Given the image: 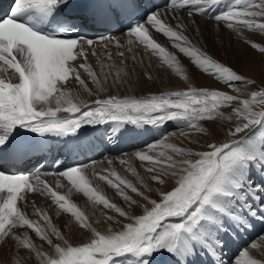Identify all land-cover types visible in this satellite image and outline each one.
<instances>
[{
    "label": "snow or ice",
    "instance_id": "snow-or-ice-1",
    "mask_svg": "<svg viewBox=\"0 0 264 264\" xmlns=\"http://www.w3.org/2000/svg\"><path fill=\"white\" fill-rule=\"evenodd\" d=\"M222 4L224 0H168L166 7L186 9L190 17L207 16L230 30L242 27L264 32V0H230L221 11L210 14V10ZM163 15L159 10L141 8L140 0H13L10 11L0 17V252L23 248L35 252L42 264H199L205 256L211 258L212 264H262L250 256L248 248L229 262L223 249L226 235L235 238L250 230L254 220L264 224V110L253 107H264V88L253 91L247 99L227 90L189 86L186 90L143 96L109 95L89 104L67 87L75 81L89 95L94 94L89 82L99 92L106 91L109 82L112 86L131 87L129 71L123 66V51L117 53L122 66L114 73L111 71L116 66L108 48L112 44L118 49L124 47L120 40L111 35L90 37L88 30L125 32L129 52L134 44L142 45L146 52L187 80L176 58L150 34V29H154L171 38L174 46L192 58L196 66L233 91H239L234 88L236 82L255 83L193 47L183 32L165 23ZM252 46L264 53L262 43ZM97 47L104 50L109 61L105 66L98 57L100 75L88 62L89 54L98 56ZM131 60L143 66L135 55ZM144 75L152 79L149 72ZM169 121L200 133L208 131L201 126L202 121L217 130L221 121L232 122L226 131L229 139L208 142L206 150L166 143L165 135L159 144H147V151L136 152L140 161L147 162L145 170L151 174V181L161 186L174 181L170 191L150 187L126 159L119 163L128 166L143 191L115 169L96 171V161L61 164L59 170L53 167L48 171L33 165L34 174L10 171L21 163L30 164L33 159L39 164L41 158L35 153L45 151L44 141L39 138L79 139L81 129L107 126L104 136L120 139L125 131L146 125L162 127ZM158 147L172 154L157 152ZM107 162L112 164V160ZM89 168L93 177L106 182L127 202L128 211L93 186ZM42 175L57 176L56 187L63 186L59 178L66 180L68 194L54 190ZM73 190L82 193L94 206L102 205L130 222L120 230H97L88 215L70 200ZM127 190L144 203L133 199ZM153 192L158 199L147 194ZM30 193L49 196L59 211L70 214L79 228L90 231V239L73 245L52 225L47 213H42L43 226L30 219L18 207V202L28 203ZM134 205L142 214H131ZM35 212L41 214L40 209ZM104 219L114 218L104 215ZM19 228L34 232L54 254L42 253L29 232L20 233L16 231ZM250 243L252 248L257 247Z\"/></svg>",
    "mask_w": 264,
    "mask_h": 264
},
{
    "label": "bare ground",
    "instance_id": "bare-ground-1",
    "mask_svg": "<svg viewBox=\"0 0 264 264\" xmlns=\"http://www.w3.org/2000/svg\"><path fill=\"white\" fill-rule=\"evenodd\" d=\"M229 2L230 0H227V3ZM155 10H159L161 13H163L164 15L161 18L165 21V23L171 26L176 31L183 32V34L188 37V40L191 42V45L199 49L202 53L207 54L211 58H216L217 60V47H218L220 49V54L218 57L220 59H224L227 62L230 61L231 63L230 62L229 63L233 66L234 69L244 68L245 70H249V68H251V71H254L256 69V67L253 66L254 63H258V61H260L261 57H263L264 55V53H261L258 49L252 46L253 43H262V45H264V32L253 31L242 27H237L235 29L230 30L223 23H218L214 20H211L207 16H200L194 14L193 16L190 17L188 15V11L185 9H177V8L171 9L166 7V8H156ZM178 24H183L184 27L178 28L177 27ZM109 33L112 32H108V34ZM150 34L153 36L155 40H157L158 43H160L161 45L162 43L165 44V46L163 45L162 46L165 47L168 50V52L171 53L176 58L181 71L191 70L193 67H195L193 59L188 57L186 54L181 53L179 49L174 46V41L171 38L160 36V33L156 32L154 29H150ZM203 35L206 36L204 37L203 40H201ZM116 38L120 40L121 45H123L124 47L118 49L114 44L109 45L108 51L112 54L111 62L114 63L116 66L115 68H112L111 71L114 73L118 68L122 66L121 59L118 57L117 53L123 51L125 56L123 66L127 71H129V75L131 77L129 83L131 87L112 86L111 83L109 82V84L105 85L107 90L104 92H99L89 82L88 86L89 88H92L94 93L93 95H89L79 85H77L75 81L69 82L67 87H69L75 93H77L80 100L84 101V99H87L85 103L90 104L94 102L96 99H104L107 98V96L109 95H119L121 97L125 95L143 96L144 94H146L145 90H142V88H137V85L134 82L136 80L141 82L140 75H142V73L144 74L145 71L152 74L153 78H157V76L159 75L161 77L169 76L170 78L174 79V77H172L170 73L172 71L174 73H177L175 70L169 68L167 65L164 64L160 65L159 64L160 59L155 55L151 54L150 52H146L142 45L134 44L132 46V52H129L127 50L128 38L126 34H119L117 35ZM249 40H251L252 43H249L248 42ZM96 51L98 56H92L91 54H89L88 62L91 64L92 68L97 72V74L100 75L101 69H100V63H98V57L100 62L105 64V66L108 65L109 61L103 55L104 50L102 48L97 47ZM133 55L137 57L138 61L142 60L143 66H141L140 63L133 64L131 60V57ZM237 61L239 62L234 64ZM240 62L242 64H240ZM160 63L162 62L160 61ZM133 67L135 68L134 72L131 71ZM105 70H108L107 67ZM84 76L85 74L82 73V78H84ZM203 76L202 77L206 79V82L211 81V79L208 76L206 75ZM153 81H155V79ZM194 85L198 87H204L200 82H196ZM243 86L245 87V85H241L240 89H243L244 88ZM180 88H181V84H178L173 89L179 90ZM155 91H157V88ZM60 115H64V113H61ZM169 123L171 124V122L169 121L165 125H169ZM231 123L232 122L229 121H221L219 124V130H217L215 126L210 125L208 122H203V121L200 122L201 126L208 130L206 133H208V135L210 134L209 136H212L218 142L229 139L226 136V131H227V127L230 126ZM143 130L146 133L150 131L151 128L150 126L146 125ZM189 130L191 131L188 132V130L186 129L173 130L166 135L168 138L165 142L174 144L177 147H180L181 145L185 144V148L193 147L192 149L196 151L204 150L206 148L207 143H205V145L203 144L204 147H202L203 145L200 144L198 140V138L200 137V132H197L194 129H189ZM160 135H161L160 137L164 136L162 133ZM157 139H155L156 141L154 142L152 141L150 142L158 144L162 138L159 140ZM150 142L147 144H151ZM147 144L144 145L142 143L138 147L134 146L130 149L123 150L122 152L116 154L100 155L95 158L89 159L84 164H90V162L96 161L97 162L96 171L103 173L104 169H109V170L115 169V171L122 177L123 171L128 170V166L121 165L119 163V160L126 159L129 163V159L131 157L137 158V156L135 155L136 152L147 151L145 147ZM156 151L157 152L165 151L168 154L170 153L168 152V150L160 147H158ZM151 154L155 155L156 153H151ZM108 160H112L111 165L108 164L107 162ZM135 161L137 162L138 159H135ZM138 163L139 161L137 162V165H140V167H138V170L141 169V171H143L142 167L144 166V164L142 163L138 164ZM88 175L91 180L97 183V186L99 185L101 187L108 185L106 182L100 181L99 179L93 177L91 168H89L88 170ZM148 175L149 174L147 173V175L145 176ZM57 179L58 177L55 175H46V177L43 180L47 181L54 188V190L56 191L61 190L63 191L64 194H68L67 181L64 180L63 178H59L60 184L63 186L56 187ZM149 181L151 180L149 179ZM166 183H169V186H171L170 184L171 183L174 184V181L169 180ZM160 188L163 189L162 187ZM147 194L150 197H153V193H147ZM42 195H43L42 193H30L27 195V201H28L27 204L29 205L30 203L32 205V208L30 207L31 209H29L30 211L29 213L34 214V217L32 216L29 218L34 221H38L40 225L43 226L42 213H47V215L50 217L52 221V225L60 230V228L56 226V224L53 222V218H52V215L54 214L52 212V207L53 206L55 207L56 205L54 204V202L51 200L50 197L48 199L40 198V196ZM70 197H72L71 194H69V198ZM78 197L81 199L86 198L80 194H78ZM132 197L133 199L142 201L140 197H138L136 194H132ZM18 203L23 205L22 206L23 209L28 210V208L25 206V203L22 202H18ZM33 203L35 204V209L41 210V214H37L35 212V209L33 208ZM116 204H117V200H116ZM95 216L96 219H99V221L104 219L103 215L102 217L98 215ZM95 216H93V218ZM65 217H67L68 219V225L71 224L72 227L73 222L71 221L72 217L70 216V214L66 213ZM93 218H91L90 222L94 220ZM113 218L114 219L112 221H108L107 223H108V228L111 227L114 231L120 230L123 224H126V222L127 223L130 222L129 220L128 221L124 220L123 217H119V218L113 217ZM94 223L95 225L93 224V226L96 227L97 230L101 232H104L108 229V228H103L100 224H96V222ZM16 231L20 233L28 231L29 235L33 239L34 244H36L39 241L42 243L41 247H38L41 252L45 251L47 252L48 255L54 254V250L49 245H47L46 241L41 240L31 230L26 228H19ZM64 235L72 244H73L72 241L77 238L75 235H72L70 237V232H67ZM90 237H91L90 231L83 230L80 235L81 240L79 242L81 243L87 242L88 239H90ZM251 240H252L251 242L256 243L257 247L252 248L251 243H249L247 246H244V248H248L250 256L264 263V261L262 260L264 257V232L260 236L257 237L255 236V238H252ZM54 242H58V241L54 240ZM244 248H242L241 250H243ZM237 255L238 254H236L235 257ZM39 260L40 258L35 255V252L29 250L17 252L15 248H9V250L6 253L0 252V264H39L38 262Z\"/></svg>",
    "mask_w": 264,
    "mask_h": 264
},
{
    "label": "rangeland",
    "instance_id": "rangeland-1",
    "mask_svg": "<svg viewBox=\"0 0 264 264\" xmlns=\"http://www.w3.org/2000/svg\"><path fill=\"white\" fill-rule=\"evenodd\" d=\"M160 36L166 37L164 34H161V33H160ZM205 36L206 35H203L202 38H201V40H203ZM162 45L165 46L164 43H162ZM219 54H220V49L217 47V60H216V58H212V59L215 60V61H217V62H219V63H222L226 67L232 68L234 71L237 72V74H240V75L244 76L245 78H247L249 80H253V81H255V83L254 84H245V83L236 82L234 84V88L239 89V91L236 92V91H233V88H230V87L226 86L217 77H215L213 75H210V74L204 72L203 69H200L196 65L191 70L182 71V73L184 75H187L188 76V79L187 80H184L182 78V75H178L177 73H174L172 71L170 73V75H172V77H174V79L170 78L169 76H167V77H161L159 75L157 76V78H153V76L151 74L152 79L149 80L142 73V75H140V77L142 78V79L140 78L141 82L138 81V80H136L134 83L137 85V88H142V90H145V93L146 94H144V95H147V94H150V93L151 94H159L162 91H176L173 88H175L178 84H181V88L180 89L186 90L189 86L198 87V86H196L194 84L196 82H200L204 87H210V88H213V89H216V90H227V91H229L230 94L239 95L242 99L250 98L251 93L253 91H258L261 88H264V55H263V57H261V60L258 61V63H254L253 66L256 67V69L254 71H251V68H249V70H245L244 68H236V69H234L233 66L230 64L231 62L229 61L230 62L229 63V62L225 61L224 59H220L218 57ZM238 62L239 61L235 62L234 64H236ZM159 64L160 65H163L162 63H160V61H159ZM240 64H242V63L240 62ZM203 75L208 76L211 79V81L210 82H206V79L203 78L204 77ZM154 79H155V81H153ZM176 82H177V84H176ZM241 85H245V87L243 86L244 88L242 87L243 89H240V86ZM156 88H157V91L158 92L155 91ZM85 101H87V99H84V102ZM253 107H254V110H257V111L264 110V107H262L259 104H256ZM222 110H224V109H222ZM170 122H171V124L169 123L170 125H175V126H172V127L170 126V128L167 130V132L166 133H163L164 136L167 135L169 132H171L173 130H178V129H186V130H188V132L191 131V130H189L190 128L180 127V126L177 125L176 122H173V121H170ZM209 135H208V133H202V134L200 133V137L198 138V140H199V142H200L201 145H203V144L205 145V143H208V142H218V141L215 140V138H213L212 136H209ZM162 137L158 138L157 140L161 139ZM154 141H156V140H153L152 142H154ZM225 141H227V140H225ZM204 145L202 147H204ZM180 147H184L185 148V144L181 145ZM160 148H162V147H160ZM204 150H206V148ZM149 154H151V153H149ZM171 154L172 153L170 152L169 155H171ZM135 159H138V161H139L138 164H140V163L144 164V166L142 167L143 171H141V169L138 170V167H140V165H137V162L138 161L136 162ZM129 164L133 168L136 169V171L139 173V175L144 178L145 182L148 183L150 185V187H152V188L155 189V188H157V186H159V188L160 187L163 188V189H161L162 191H170L172 189V187H174V184H172V183L170 184L171 186H169V183H166L165 185H162L161 186V185L156 184L153 181L152 182L149 181V177H150L151 174L148 173L145 170L146 167L148 166L147 165V162L140 161L138 157L137 158L131 157L129 159ZM147 173L149 175L148 176H145V175H147ZM122 177L123 178H126L128 180H131L133 183L137 184V187L141 188V190L143 191V188L141 187V185L137 181L136 177L133 176L132 173L129 170L123 171ZM92 183H93V186L94 187H97L101 191V193L104 194L111 202H113V203L116 204V200H117V206L123 208L125 211H128L127 202H125L122 199V197L117 193V191L115 189H113L110 185L109 186L106 185V186H101L100 187L99 185L97 186V183L95 181H93V180H92ZM67 188H68V186H67ZM127 191H128V195L132 196L133 193H131L130 190H127ZM58 192H61L62 194H64L63 191H61V190H58ZM70 194L72 195V197H70V199L72 200V202L73 203H76L77 206L80 207L81 210L84 211L86 215H88L90 221H91V218H93V216L98 215V216L102 217V214H104V215H111V216L116 217V218H119L120 217L119 214L115 213L112 210H109V209L104 208L102 205H95L94 206L91 203V201H89L87 198H82V199L79 198L78 197V194L84 196L82 193H79V192L73 190ZM37 195H39V194H37ZM40 198H43V199H46L47 198L48 199L49 196L43 194L42 196H40ZM150 198H157L158 199L159 197H158V194L157 193L153 192V197H150ZM140 202L141 203H144L143 200L140 201ZM22 206L23 205H21V204L18 203V207L21 208V211L25 212V214L28 217H32V216L34 217V214L33 213H29L30 212L29 209L32 208V205L30 203H29V205L28 204H25V206L28 208V210L23 209ZM52 212L54 213L52 215L53 222L56 224V226H58L60 228V231L63 234H65L67 232H70V237L72 235H75L77 237L76 239H74L72 241L73 242V245H76V244L81 243V242H79L81 240L80 239V235H81V233H82V231L84 229L81 230V228H79V226L76 225V223L74 222V219L73 218L71 220L73 222V225L69 229V227H68V219H67V217H65L66 213L63 212V211H59L57 209V206H55V207L53 206L52 207ZM131 214L132 215L142 214V211H141V209L139 207H137V206L134 205ZM104 215H103V217H104ZM93 219L95 220V221L93 220L94 222H96L97 220H99V219H96V216ZM124 220L128 221V219H126V218H124ZM93 221H92V223L95 225V223ZM107 222L108 221H106L105 219H102L100 221V223H98V224H100L103 228H108V223ZM263 232L264 231H262L257 236H260ZM251 241L252 240H250V242ZM250 242H248V244ZM36 245L38 247H41L42 243L39 241V242L36 243ZM15 250L17 252H19V251L21 252V251H24L26 249H23V248H15ZM42 253L47 254V252H45V251H43ZM127 258H129V257H127ZM262 260L264 261V257H263ZM38 262H39V264H42V261L41 260H39ZM262 264H264V263H262Z\"/></svg>",
    "mask_w": 264,
    "mask_h": 264
}]
</instances>
